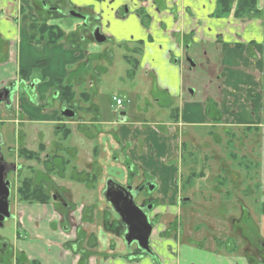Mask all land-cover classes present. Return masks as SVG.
<instances>
[{
    "label": "crops",
    "instance_id": "1",
    "mask_svg": "<svg viewBox=\"0 0 264 264\" xmlns=\"http://www.w3.org/2000/svg\"><path fill=\"white\" fill-rule=\"evenodd\" d=\"M65 3L66 8H75L83 14L96 17L102 33L112 43L128 50L126 58L139 62L134 70L142 69L146 76L153 78V86L172 100L183 97L186 92L185 74L193 68L189 59L210 63L218 59L219 89L215 97L196 100L195 91L190 93V99L182 101L184 113L181 117L179 112L180 122L243 125L258 131L264 128V0H258V15L244 19L235 17L233 13L224 17L216 16L217 0H66ZM32 14L34 9L26 0H0V87L18 80L23 73H26V79L29 80L31 70L38 61L45 62L42 66L44 72L45 66L56 58L55 76H50L46 82L41 81L35 90L37 101L42 104L44 97L39 99L37 96L40 85L47 84L50 93L55 79H63L73 87L78 82L82 83L85 80L84 73L79 77L78 74H72V70L68 72L69 65L77 64L81 67L88 64L89 55L99 53L100 49L89 38L92 27L84 28L81 17L66 15L64 12L50 19L49 23L66 32L80 30L84 42L90 43L89 47H81L84 43L72 47L63 40L56 44L41 39L31 42ZM39 44L46 52L43 57L31 53ZM90 85L93 83L90 82ZM86 96L84 98L89 99V95ZM185 106L201 108V120H191ZM12 109L0 106V133L4 140V153H7L10 146L7 137L11 124L21 126L43 121L53 124L55 120L56 124H63L57 109L55 116V110H41L22 95L17 96ZM20 111L30 116V122L18 123ZM126 121L120 123L116 115L112 122L101 123L100 136L93 149L98 152H94L96 156L88 154L89 164L86 169H78L73 173L70 171L69 175L68 166L63 169V178L59 184L61 188L70 189L73 204H76L74 188L80 184L85 186L86 191L97 190L104 201L101 189L110 171L107 165L110 153L106 147L115 144L112 134L122 144L127 141L134 144L128 154L132 163L152 176L159 189L167 190L165 196H160L159 204L173 203V198L179 193L173 195L179 179L176 165L169 162L173 148L166 132L149 124H135L132 119ZM60 130L61 126L56 130L57 137L63 135ZM86 140L92 143L93 139L86 137ZM58 143L62 146L59 151L65 150L75 157L76 149ZM46 144L51 145L50 142ZM38 146L32 150H37ZM58 155L62 166L67 158L60 153ZM105 164L106 170L99 169V166ZM114 167L118 169L117 164ZM98 169L99 172L95 173ZM80 171L95 174L92 175L95 182H90L88 174L82 180L78 173ZM54 174L51 176L56 180ZM37 175L39 180L43 173ZM191 177L192 180L195 178L194 172ZM17 188L12 205L15 206L18 228L13 241L0 239V248L5 242L6 250H11L13 256H19L22 264H251L248 256L237 254L232 245H226L224 251L203 244L180 243L166 233L164 228L156 227L153 233L161 231L163 237L158 235L159 239L156 240L152 233L155 256L134 258L123 238L106 229L101 216L104 205H101L100 212L93 201H86L77 207L73 215L66 217L60 212L55 199L39 197L35 201H23L18 196ZM185 199L190 201L188 196ZM86 252L89 254L85 258ZM13 261L12 264H16L15 259Z\"/></svg>",
    "mask_w": 264,
    "mask_h": 264
},
{
    "label": "rangeland",
    "instance_id": "2",
    "mask_svg": "<svg viewBox=\"0 0 264 264\" xmlns=\"http://www.w3.org/2000/svg\"><path fill=\"white\" fill-rule=\"evenodd\" d=\"M55 1L50 0V3ZM28 4L32 6L30 0ZM72 20L75 21L74 18ZM89 38L92 39V36L90 35ZM79 42L84 43L81 47L90 46V43L84 42L82 38ZM93 44L100 50L99 53L89 55L88 64H83L81 67L70 64L67 69L68 72L72 70V74H78L79 77L81 73H84L85 80L74 84V88L77 86L74 102L80 108L78 115L86 123L95 119L99 121L100 126L101 123L107 124L116 117L114 98H123L124 107L132 121L135 124H149L157 130L165 128L173 148L169 162L176 165L179 179L173 189V195L175 192L179 193L173 198L172 204H159L153 212V214H159L156 228H164L166 233L175 236L180 243L185 244H203L225 251L226 244L230 242V245L236 248L237 254L244 253L249 260L251 259V264H264V249L258 244L259 239L264 241V128L258 131L243 125L184 124L180 121L173 122L172 119V107L179 108L182 117L184 113V108L183 110L181 108L182 101L191 97L189 88L195 91L196 100L205 99L207 96L215 97L219 89L218 59L212 63L200 61V59L194 60L195 67L187 70L185 74L187 89L183 93L184 96L172 100L153 86V78L146 76L142 69L132 68L126 59L128 50L124 46L112 43L110 40ZM34 48L31 52L33 56L43 57L46 54L41 44ZM53 55L56 57V51ZM43 68L41 66L32 68L30 78L38 77L46 82L50 76H55L56 58L45 66L44 72ZM44 73L46 76L43 77ZM90 82L93 83L92 86ZM46 85H40L41 88L39 86L38 98L44 97V103H47L49 108L47 110H59L62 101L55 96L50 97ZM86 95L89 99L84 98ZM156 98L160 100L157 101ZM89 107L92 108L91 111L87 109ZM186 108L191 120L192 118L201 120V108L191 109L190 106H185V110ZM9 126L7 141L14 149L23 142L30 148H36L37 144H46L51 141L76 149L75 157L70 156L65 150L59 151L69 160L68 169L70 170L67 175L72 171L73 166L78 167L79 170L86 169L89 164L88 154L95 155L93 149L98 141L93 139L90 143L86 140L84 136L88 132L83 130L85 125L77 129L74 123L69 124L71 130L66 137L63 135L57 137L54 133L55 125L50 122L24 124L21 125V129L19 125ZM91 133L94 134L95 131ZM91 133L87 137H91ZM111 147L113 148V144ZM106 149L110 147L107 146ZM34 165L36 168L40 167L38 162ZM107 165L109 170L114 169L111 167L115 165L111 166L110 161ZM117 166L118 169L114 170L118 171L119 177L124 181L127 172L121 165ZM104 169L106 170V164ZM193 172L195 178L192 180ZM135 173L138 174V170ZM31 175L32 171L25 167L20 175L9 176L13 217L0 226V239L14 240L18 226L15 206L12 202L16 187L25 176ZM139 176L134 178V185L142 181V176L147 177L141 171ZM74 189L77 207L86 201L89 203L93 201L100 212L101 205H104V209L109 207V204L100 198L97 190L86 191L82 184L79 187L75 186ZM166 191L159 189L150 193L143 192L135 201L141 202L146 195L160 199L161 195H166ZM187 196L190 197L188 199L190 201H186ZM162 234L161 231L153 233L156 240L163 237ZM151 239L153 242V237ZM134 247L132 245L131 249ZM10 258V252L1 255V264H12L14 258Z\"/></svg>",
    "mask_w": 264,
    "mask_h": 264
},
{
    "label": "flooded vegetation",
    "instance_id": "3",
    "mask_svg": "<svg viewBox=\"0 0 264 264\" xmlns=\"http://www.w3.org/2000/svg\"><path fill=\"white\" fill-rule=\"evenodd\" d=\"M26 1H28V0H26ZM30 2L34 8V13L35 12L41 13L44 15V17H48L50 19L55 18L56 12H57V15L62 14L63 12H64V14L67 15L73 10V8H68V7L66 8L65 2L55 1V3L54 2L50 3V0H30ZM79 13H81L83 15L82 20H83L84 28H88L90 26L95 28V27L99 26L98 20L96 17H94V18L90 17L89 15L83 14V12H81V11H79ZM50 19H48V21ZM81 38L85 39L84 35ZM107 40H109V39H107ZM31 42H34V41H31ZM41 81L42 80L38 77L30 78L28 80V79H26V73H23L22 75H20L18 80H13L12 82L8 83L7 85L1 86L0 87V106H3L7 110H13L12 107H13V104H14L17 96L22 95L27 100H29L31 104L38 106L41 110L49 109L47 107V103L40 104L37 101L35 90ZM193 91L194 90L192 88L191 89L189 88V93H193ZM49 95H50V97L55 96V98H59L62 101V104L58 110V113H59V117L61 118L60 120L63 122V124H59V123L56 124V120H55V122H54V125H55L54 133L55 134H56V130H58V127L61 126L60 131H63V136L66 137L65 135L69 134L70 130H71L69 128V124L74 123L76 125L77 129L81 125H85V126H83L84 127L83 130L85 132H88L87 134H85V136H84L85 138L88 136V134L95 131V133L94 134L91 133V137H88V138L98 140V136H100L99 121H95V119H93L94 121H90L88 123L84 122L82 120L81 116L78 115V111H80L79 110L80 108L77 105V103L76 102H73V103L64 102L60 98V94L54 85H52ZM156 100L159 101L160 99L156 98ZM67 109L74 111V113H75L74 116L69 117V116L65 115L63 112ZM87 109H89V111L92 110L91 107H89ZM172 110H173L172 111V119L174 120L173 122H178L179 121V108L172 107ZM210 111H211V109H210ZM115 114L117 115V121H119L120 123L127 122L126 120L131 119L130 114L127 113L125 107H124V109L119 110V111L115 110ZM174 114H178L177 120L174 119ZM18 115H19L18 123H22L24 121L30 122V116L24 114V112L22 113L20 111ZM55 116H56V110H55ZM18 125L20 126V124H18ZM162 131L166 132V129L164 128ZM80 135H81V133H80ZM112 138L114 139L115 145L113 146V148L111 146H109L110 149H108V151H107L108 153H110V155H109L110 156V158H109L110 164H111V166L115 165V164H117L119 166L121 165L122 168H125V171L127 173H126V179L123 181L119 177L118 171L111 169L109 171L110 172L109 175L104 178L105 179L104 185H103V188L101 189V191H102L103 198H104L105 202L107 204H109V207L107 209L103 208L102 209L103 213H101V214H102V219L105 221L104 224L106 226L108 224L111 228H113L112 231L111 230H109V231L121 236L124 240V234L126 232L125 224H124L123 220L121 219V217L118 215L114 206L109 201H107L105 199V196H104V191L106 189L107 182L109 181L111 183V179H113L115 182L121 184L124 187L131 186L132 187L131 190L133 192L137 193L135 196V199L138 196H141L143 192L150 193L153 190L158 191L159 187L156 183V180L152 176H150L147 172H145L141 169H138V167L134 163H132L128 154L131 151L132 146L134 144L132 142H129V141H127V143H125V144L120 143V141L118 139H116L115 134L114 135L112 134ZM50 144L51 145L48 146V144H42L41 143L38 146L37 150H32V148H28L27 143L26 144L22 143V145H20L18 148H15V149L12 148L11 146H9L7 149V153H4L3 152L4 140L2 139L0 141V150L2 151V155L4 156V159H2V155L0 153V164L5 165V170L7 171L6 178L9 181H10V179H9L10 175H13V176L20 175L25 167L29 168L32 171V176L24 177L21 180V182L19 183V185L25 179L31 178L33 180V183L38 188V191L36 194L37 199L39 197H45V198H47L46 200L55 199L58 202V205H59L58 208H59L60 212L62 213V215L68 217L69 215H73L75 213L77 206H76V204H73L71 202L72 197L70 195V189L69 188H61V186L59 184L60 183L59 180L61 178H63V173H64L63 169H65V167L68 166L69 160L67 159V163H65V161H66L65 160L63 165L61 166L60 165V159L61 158L58 155L59 148L61 145H59V143L58 142L56 143L55 141H53V142L51 141ZM50 147H53V148L50 149ZM139 150H140V148L138 147L137 151H139ZM100 151H101V149H100ZM34 152H36V156H33ZM97 152L98 151H95V153H97ZM36 162H38V164L40 165L39 168L35 167L34 163H36ZM101 168H104V166H99V169H101ZM111 168H115V167L112 166ZM99 169H98V171H95V173L99 172ZM137 170H138V174L135 173V171H137ZM76 171H78V167L73 166L72 172H76ZM139 171H141L142 174L147 175V177L142 176V181L137 183L136 185H134L133 184L134 178L136 176L140 177ZM53 172L55 173L54 175L56 176V180L53 179L51 176ZM41 173H43V175L38 180L37 174H41ZM78 173L82 177L81 178L82 180L84 179V176L86 174H88V176L91 178V180H90L91 183H92V175L95 176V174L85 173L83 171H80ZM93 182H95V181H93ZM88 184L89 183L87 182V185ZM150 186H154V188L151 190ZM17 193H18V188H17ZM136 203L138 205L142 206L143 209L148 213L149 219H150L151 223L153 224V227L155 228L157 225V221L159 220V214H156V213L153 214V212L158 207V205L160 203V199L155 198L152 195H146L145 197H143V200L141 202L137 201ZM10 208H11V199H10ZM82 213H83V211H82ZM125 243H126V241H125ZM230 244L231 243L229 242V244L227 243L226 245L229 246ZM258 244L261 246V248L264 249V241L262 239L258 240ZM126 245L131 250V256H134V258L142 257L145 255H154L155 256V253L151 254V253H148V252L144 251L143 249L139 248L136 242H133L131 245H128L126 243ZM132 245L135 246L133 249H131ZM150 246L152 247V239L150 242ZM5 250H6V243L4 242L2 247L0 248V252L3 255H6L7 252H10V255H11L10 259L15 257L14 259L16 261V264H22L21 258L19 256L18 257L15 255L13 256V253L11 250L10 251L9 250L5 251ZM88 254L89 253L86 252L84 257L85 258L88 257Z\"/></svg>",
    "mask_w": 264,
    "mask_h": 264
},
{
    "label": "water",
    "instance_id": "4",
    "mask_svg": "<svg viewBox=\"0 0 264 264\" xmlns=\"http://www.w3.org/2000/svg\"><path fill=\"white\" fill-rule=\"evenodd\" d=\"M71 15L77 17H83L81 13L76 10L70 12ZM94 40L97 43H103L107 40V36L101 32L100 27H95L92 31ZM191 66L195 63L192 59H189ZM192 92V91H191ZM65 115L72 117L74 111L65 110ZM2 135L0 133V141ZM2 155V151L0 150ZM2 159L4 156L2 155ZM7 171L5 165L0 164V226H3L4 221L13 217L10 208V194H11V182L6 178ZM154 186H150L152 190ZM131 186L124 187L121 184L111 179V183L108 181L104 196L117 211L125 224L124 240L128 245L136 242L138 247L148 253H153L152 247L150 246V238L153 232V224L151 223L148 213L143 209L142 206L135 202V196L137 193L133 192Z\"/></svg>",
    "mask_w": 264,
    "mask_h": 264
},
{
    "label": "trees",
    "instance_id": "5",
    "mask_svg": "<svg viewBox=\"0 0 264 264\" xmlns=\"http://www.w3.org/2000/svg\"><path fill=\"white\" fill-rule=\"evenodd\" d=\"M58 2H65L66 0H56ZM260 12L258 8V0H217V9L215 15L218 17L228 16L231 13L237 18H248L258 15ZM47 13V12H46ZM49 13V12H48ZM61 14L55 17H59ZM48 17L43 14L35 12L30 16V40L35 41L38 39L46 40L50 44H56L59 41H67L72 47H78L82 34L80 30L66 32L61 27L50 24ZM83 27V25H82ZM92 27V26H90ZM133 69L138 67L139 62H134L129 57L126 58ZM39 64V65H38ZM44 61H39L36 66H44ZM53 85L56 87L60 94V98L67 103H73L76 98V92L72 84L63 79H55ZM174 119H178V114H174ZM66 134L65 136H67ZM36 156V152L33 153ZM67 163V160L65 161ZM38 188L33 183L31 178H27L18 186V196L23 201H35L37 199ZM106 226V225H105ZM106 229L113 230L108 224Z\"/></svg>",
    "mask_w": 264,
    "mask_h": 264
},
{
    "label": "built area",
    "instance_id": "6",
    "mask_svg": "<svg viewBox=\"0 0 264 264\" xmlns=\"http://www.w3.org/2000/svg\"><path fill=\"white\" fill-rule=\"evenodd\" d=\"M114 100H115V107L117 110L123 108V103H124L123 98L115 97Z\"/></svg>",
    "mask_w": 264,
    "mask_h": 264
}]
</instances>
